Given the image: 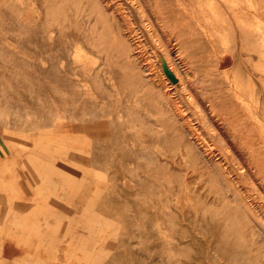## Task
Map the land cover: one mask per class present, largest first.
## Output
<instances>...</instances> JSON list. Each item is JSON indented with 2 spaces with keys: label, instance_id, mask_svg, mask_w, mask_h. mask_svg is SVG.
<instances>
[{
  "label": "rangeland",
  "instance_id": "rangeland-1",
  "mask_svg": "<svg viewBox=\"0 0 264 264\" xmlns=\"http://www.w3.org/2000/svg\"><path fill=\"white\" fill-rule=\"evenodd\" d=\"M133 5L0 0V102L22 77L32 149L88 155L94 264H264V20L245 26L253 0Z\"/></svg>",
  "mask_w": 264,
  "mask_h": 264
},
{
  "label": "crops",
  "instance_id": "crops-1",
  "mask_svg": "<svg viewBox=\"0 0 264 264\" xmlns=\"http://www.w3.org/2000/svg\"><path fill=\"white\" fill-rule=\"evenodd\" d=\"M21 80L0 102V264H94L95 216L81 208L95 205L88 155L32 149L46 119L32 113Z\"/></svg>",
  "mask_w": 264,
  "mask_h": 264
},
{
  "label": "bare ground",
  "instance_id": "bare-ground-1",
  "mask_svg": "<svg viewBox=\"0 0 264 264\" xmlns=\"http://www.w3.org/2000/svg\"><path fill=\"white\" fill-rule=\"evenodd\" d=\"M124 2H125V4H127L129 7H130V9H132V10H136V8L134 7V5H133V0H123ZM239 1V0H238ZM258 1V0H257ZM256 0H253V4H254V6L253 7H251L253 10H254V16H256V17H254V20H253V23H251L250 25L249 24H247V25H245V26H247V28H250V27H253V25H255L254 24V22L256 23V20H258V19H261V20H264V18L263 17H260V16H264V8H263V10L261 11V7H260V4L257 2ZM234 3V2H233ZM235 3H236V1H235ZM238 3V2H237ZM251 3V2H250ZM239 4V3H238ZM264 4V3H263ZM142 5V4H141ZM156 5V4H155ZM230 5V4H229ZM234 5V4H233ZM237 5V4H236ZM236 5H234V6H236ZM199 6V5H198ZM238 7H240V6H238ZM237 7V8H238ZM231 8V7H230ZM243 8V7H242ZM235 9V8H234ZM239 9V8H238ZM237 9V10H238ZM248 9H249V7H248ZM245 10V9H244ZM230 11V10H229ZM232 11H233V9H232ZM250 11V10H249ZM234 12H235V10H234ZM241 12H243V11H241ZM240 12V13H241ZM244 13V12H243ZM111 14V13H110ZM234 14V13H233ZM250 16H252V15H249V17ZM112 17V16H111ZM114 18V17H113ZM112 19V18H111ZM240 19V18H239ZM247 19V18H246ZM250 19H251V17H250ZM244 22V21H243ZM261 25L259 24V27H260ZM144 27V26H143ZM246 28V27H245ZM154 29V28H153ZM144 31V30H143ZM258 31V30H257ZM135 32V31H134ZM255 33V32H254ZM154 34V33H153ZM248 34H251L252 35V33H248ZM264 34V33H263ZM136 35V34H135ZM146 35H148V34H146ZM151 35V34H150ZM244 35H246V34H244ZM132 36V35H131ZM145 36V35H144ZM250 36V35H249ZM252 36H254V35H252ZM251 36V37H252ZM156 38V37H155ZM249 38V37H248ZM252 39H254V38H252ZM263 39V38H262ZM251 42V41H250ZM264 43V42H263ZM264 47V46H263ZM140 48V47H139ZM264 50V49H263ZM137 54V53H136ZM140 54V53H139ZM147 55V54H146ZM137 63V62H136ZM261 63V62H260ZM259 63V64H260ZM261 64H263V63H261ZM137 65H138V63H137ZM259 66V65H258ZM140 68V67H139ZM136 69H137V67H136ZM264 70V69H263ZM139 71V70H138ZM256 71H258V70H256ZM148 72V71H147ZM140 73V72H139ZM257 74H259V73H257ZM148 77V76H147ZM150 80V79H149ZM143 82V81H142ZM147 82V81H146ZM136 83V82H135ZM148 83V82H147ZM146 83V84H147ZM173 86V85H172ZM137 87V86H136ZM173 115H174V113H173ZM179 116V115H178ZM194 131H195V129H194ZM207 152V151H206ZM239 158V157H238ZM202 160V159H201ZM221 160V159H220ZM205 161V160H204ZM214 163V162H213ZM211 169V168H210ZM212 171V170H211Z\"/></svg>",
  "mask_w": 264,
  "mask_h": 264
}]
</instances>
